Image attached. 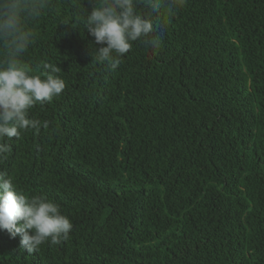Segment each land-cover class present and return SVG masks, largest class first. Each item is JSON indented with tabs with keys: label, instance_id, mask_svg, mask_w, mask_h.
<instances>
[{
	"label": "trees",
	"instance_id": "1",
	"mask_svg": "<svg viewBox=\"0 0 264 264\" xmlns=\"http://www.w3.org/2000/svg\"><path fill=\"white\" fill-rule=\"evenodd\" d=\"M24 62L66 88L30 115L49 129L0 160L61 205L68 239L28 253L0 231V264H264V0H185L161 47L93 63L91 0H50Z\"/></svg>",
	"mask_w": 264,
	"mask_h": 264
},
{
	"label": "clouds",
	"instance_id": "2",
	"mask_svg": "<svg viewBox=\"0 0 264 264\" xmlns=\"http://www.w3.org/2000/svg\"><path fill=\"white\" fill-rule=\"evenodd\" d=\"M184 5L185 0H146L162 24ZM139 6V0H91L81 22L95 45H106L92 49L93 63L114 70L134 42L154 51L161 47L154 21ZM50 7V0H0V160L11 151L6 140L19 139L28 130L49 129L51 122L33 118L30 110L50 103L66 88L58 67L44 62V71L34 74L24 62L35 39L34 24ZM72 229L59 203L25 192L8 172L0 171V231L13 239L20 235L22 247L33 253L45 242L67 240Z\"/></svg>",
	"mask_w": 264,
	"mask_h": 264
}]
</instances>
